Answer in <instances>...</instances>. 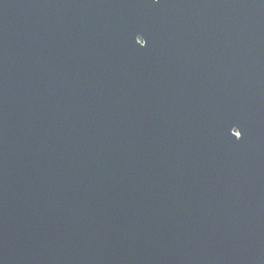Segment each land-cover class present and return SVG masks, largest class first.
Masks as SVG:
<instances>
[{
    "label": "water",
    "instance_id": "1",
    "mask_svg": "<svg viewBox=\"0 0 264 264\" xmlns=\"http://www.w3.org/2000/svg\"><path fill=\"white\" fill-rule=\"evenodd\" d=\"M0 264H264V0H0Z\"/></svg>",
    "mask_w": 264,
    "mask_h": 264
},
{
    "label": "clouds",
    "instance_id": "2",
    "mask_svg": "<svg viewBox=\"0 0 264 264\" xmlns=\"http://www.w3.org/2000/svg\"><path fill=\"white\" fill-rule=\"evenodd\" d=\"M155 2H158V0H155Z\"/></svg>",
    "mask_w": 264,
    "mask_h": 264
}]
</instances>
